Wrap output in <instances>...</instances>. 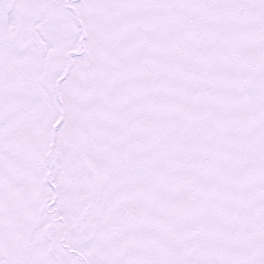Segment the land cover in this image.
<instances>
[{"label":"snow or ice","instance_id":"obj_1","mask_svg":"<svg viewBox=\"0 0 264 264\" xmlns=\"http://www.w3.org/2000/svg\"><path fill=\"white\" fill-rule=\"evenodd\" d=\"M0 264H264V0H0Z\"/></svg>","mask_w":264,"mask_h":264}]
</instances>
